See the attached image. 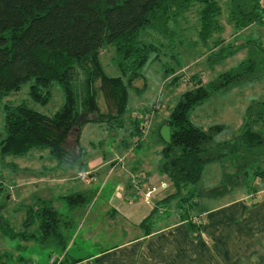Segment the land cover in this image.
Wrapping results in <instances>:
<instances>
[{
	"label": "trees",
	"instance_id": "obj_1",
	"mask_svg": "<svg viewBox=\"0 0 264 264\" xmlns=\"http://www.w3.org/2000/svg\"><path fill=\"white\" fill-rule=\"evenodd\" d=\"M226 3L228 19L237 29L264 18V0ZM220 11L219 0H0V99L24 81H28L29 97L40 103L49 98L53 82L63 93L61 105L50 114L23 101L2 102L0 156L39 147L47 148L58 163L76 161L83 152L78 139L84 122L105 121L109 130L123 124L128 89L142 75L146 62L168 53L177 66L181 63L179 49L186 35L180 32L185 25L180 27L179 22L187 13L195 14L196 40L204 44L222 28ZM256 46L264 53L259 41ZM105 47L114 51L119 74L110 75L103 69L99 53ZM174 69L169 63L162 74ZM261 74L260 66L249 56L236 67L218 72L208 85L195 74L194 83L170 105L163 120L169 125V140L162 139L159 168L168 178L163 190L171 185L173 191L164 194L162 200L181 207V218H187L195 204L187 200L189 192L180 194L181 189L197 181L203 165L218 155L208 151V141L211 129L220 125L202 128L191 120L190 109L214 90ZM181 75H173L169 82L177 83ZM253 106L254 111L248 112L236 135L245 162L264 157V100H255ZM90 112L95 117L80 118ZM140 122V117L133 115L131 133L138 132ZM72 129L75 132L70 142ZM261 172L260 168L252 169V174ZM221 190L220 186L207 193ZM63 198L75 206L87 197L77 191ZM26 210L23 226L35 224L45 241L64 246L70 220L63 219L49 199L41 197L36 206L29 205ZM0 233L9 238L16 234L1 213ZM62 258L63 254L58 264Z\"/></svg>",
	"mask_w": 264,
	"mask_h": 264
},
{
	"label": "rangeland",
	"instance_id": "obj_2",
	"mask_svg": "<svg viewBox=\"0 0 264 264\" xmlns=\"http://www.w3.org/2000/svg\"><path fill=\"white\" fill-rule=\"evenodd\" d=\"M226 2L227 0H219L221 11L218 19L222 24L221 30L214 31L204 44L196 40V29H193L196 16L193 12L187 13L186 19L179 22L180 27L185 25V29H181L180 32L183 36L186 35L182 43L183 48L179 49L181 63L177 66L167 53L143 65L142 75L134 79L133 86L128 89L121 126L109 130L105 121H86L81 125L78 140L83 152L75 162L60 164L51 156L47 148L39 147H33L19 155L0 156V213L6 219V223L16 231L12 238L0 233L2 264H51L48 261V254L51 252L49 250H60V248L48 244L42 233L35 229V224L22 225L28 206H36L41 197H48L63 219H68L67 216L72 214L78 221L82 215L78 219L76 213L71 212L72 206L61 199L60 195L83 191L89 199L93 193L107 195L110 192L112 176L116 169L105 177L102 183V176L90 180L77 172L81 168L86 169L88 163L96 157L108 158L107 154L111 149L110 143L114 134L121 135L127 143L114 155V161L119 160L116 165L120 168L128 164L127 160L134 157L132 137L141 136L134 130L130 134L133 115L140 117L143 126H146V134L140 140L148 146L147 150L153 153L151 137L156 123L158 121L163 123L170 105L177 99L179 93L194 83L196 77L194 75H198L201 82L208 85L218 72L236 67L239 61L248 56L256 60L263 74L254 79L241 80L225 88L214 90L206 98L194 104L189 111L191 120L204 129H208L210 125H220L211 129L212 137L208 141V151L218 155L203 165L199 179L182 188L180 194L189 192L187 200H194L195 205L200 208L219 204L242 194L247 198L250 196L249 191L262 185L259 183L261 180L259 175L252 174V169L255 167L264 169V157L245 162L246 157H242L236 135L248 112L254 111V100H264V53L256 46L258 41L264 46V18L237 29L228 19ZM99 59L106 73L110 75L120 73L111 47L102 48ZM169 63L174 65L175 69L172 73L163 75V69ZM181 72L182 75L179 76L177 83L169 82L173 75L178 76ZM27 90L28 81H24L17 90L0 99V127L2 102L23 101L28 106L47 114L55 111L62 103L63 93L57 82L49 85L50 95L45 103L32 100ZM98 102L102 107L101 98ZM147 114L150 116L149 119L145 117ZM82 117L95 116L90 112L82 113L80 118ZM74 132L75 129H72L68 136L70 142ZM120 157L124 158L120 160ZM114 161H110V165L114 164ZM65 168L67 169L64 172ZM133 170L129 171V176L137 173ZM60 172L65 173L64 180L56 179L53 175ZM86 178L89 181L87 183ZM162 180L159 179L155 185L160 186ZM164 181L167 183L166 180ZM81 185H84V189L80 187ZM220 186L221 191L207 193L208 190ZM186 203L187 201H184L183 204ZM71 219L74 221V218Z\"/></svg>",
	"mask_w": 264,
	"mask_h": 264
},
{
	"label": "crops",
	"instance_id": "obj_3",
	"mask_svg": "<svg viewBox=\"0 0 264 264\" xmlns=\"http://www.w3.org/2000/svg\"><path fill=\"white\" fill-rule=\"evenodd\" d=\"M160 124L158 121L152 132L153 153L140 142L133 148L134 157L120 168L114 155L127 143L121 135L114 134L108 158L96 157L86 169L78 170V174L90 180L102 176L101 183L115 169L116 172L107 195L93 193L71 207L78 219L82 217L76 221L72 214L67 216L70 221L65 230V244L60 247L47 242L60 248L49 252L63 254L61 264H264L263 168L258 174L262 185L248 192L250 202L242 194L206 207L194 204L187 218L180 217L181 207L162 200L164 194L173 191L171 185L161 190L151 203L137 195L131 183L133 175L129 176L132 169L150 177L152 182L159 179L168 182L159 168ZM112 160L115 163L110 165ZM53 175L59 180L66 178L63 172ZM85 182H89L87 178ZM117 185L121 191L116 190ZM80 187L84 189V185ZM195 215L198 222L191 220Z\"/></svg>",
	"mask_w": 264,
	"mask_h": 264
},
{
	"label": "built area",
	"instance_id": "obj_4",
	"mask_svg": "<svg viewBox=\"0 0 264 264\" xmlns=\"http://www.w3.org/2000/svg\"><path fill=\"white\" fill-rule=\"evenodd\" d=\"M145 117L149 119L150 116L147 114ZM137 127H138V134H140L141 136H133L131 143H134L137 140L142 139L146 134V129H145L146 126H143L142 122H140ZM122 158L123 157H120V160ZM131 183L133 184L137 195L147 203H151L152 200L159 195V192H161V190H163V188L166 186V182L163 180L161 181L162 184L160 186H156L155 182L150 181V177H145V175H143L142 173H136L135 175H133V177L131 178ZM116 190L121 191V187L117 185ZM192 219L194 221H198L199 217L195 215L192 217ZM60 259H61V254H56V253L48 254V261L51 264H58Z\"/></svg>",
	"mask_w": 264,
	"mask_h": 264
},
{
	"label": "water",
	"instance_id": "obj_5",
	"mask_svg": "<svg viewBox=\"0 0 264 264\" xmlns=\"http://www.w3.org/2000/svg\"><path fill=\"white\" fill-rule=\"evenodd\" d=\"M158 132H159L160 137L164 141L169 140V125L167 123H162L158 128Z\"/></svg>",
	"mask_w": 264,
	"mask_h": 264
}]
</instances>
